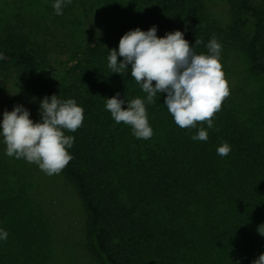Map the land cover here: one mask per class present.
Instances as JSON below:
<instances>
[{
    "label": "trees",
    "instance_id": "1",
    "mask_svg": "<svg viewBox=\"0 0 264 264\" xmlns=\"http://www.w3.org/2000/svg\"><path fill=\"white\" fill-rule=\"evenodd\" d=\"M90 1L89 8L103 7L100 14L86 12L99 21L98 40L76 46L60 78L44 69L26 35L0 37L6 57L0 68L15 71L28 100L39 106L57 94L83 106L81 126L65 130L74 142L60 173L80 197L88 251L97 264H251L264 252L258 231L264 230V0H226V24L212 19L202 0ZM152 25L158 36L180 29L190 45L201 41L197 52H206L214 36L224 73L240 66L241 83L229 86L206 141L191 139L197 128L174 123L164 93L146 103L153 129L146 140L116 124L104 107L117 91L146 97L130 69L111 72L107 56L125 31ZM225 141L231 150L219 156ZM0 183L7 185L4 172ZM1 210L11 212L12 230L0 240V264H48L39 247L19 245L18 219L30 214L23 193L0 190Z\"/></svg>",
    "mask_w": 264,
    "mask_h": 264
},
{
    "label": "clouds",
    "instance_id": "2",
    "mask_svg": "<svg viewBox=\"0 0 264 264\" xmlns=\"http://www.w3.org/2000/svg\"><path fill=\"white\" fill-rule=\"evenodd\" d=\"M70 2L54 0L52 7L57 15H62L63 7ZM200 43L195 40L194 45ZM194 45L189 44L180 29L162 36L157 35L156 25L146 30L137 26L125 31L118 46L109 49L108 67L116 73L130 69L131 77L146 97L128 99L125 94L122 98L118 91L107 97L104 107L114 122L129 125L138 139H149L153 129L146 103H154L157 94L164 93L163 104L174 123L181 128H197L191 139L206 141L208 130L214 127L212 117L229 95V86L222 70V45L217 39L214 36L209 39L206 52H197ZM5 58L0 50V60ZM39 112L40 119L34 121L30 110L20 103L11 110L5 109L0 118V138L6 146L5 155L24 158L52 175L59 173L72 158L68 149L74 136L66 135L65 130L75 132L81 126L84 109L75 98L51 94L40 100ZM197 122L203 123L197 127ZM230 150L226 141L216 148L219 156H226ZM258 231L264 236V230ZM7 236V230L0 228V240H6ZM251 264H264V252Z\"/></svg>",
    "mask_w": 264,
    "mask_h": 264
},
{
    "label": "rangeland",
    "instance_id": "3",
    "mask_svg": "<svg viewBox=\"0 0 264 264\" xmlns=\"http://www.w3.org/2000/svg\"><path fill=\"white\" fill-rule=\"evenodd\" d=\"M76 1L71 0L63 7L62 15H57L52 7L54 0H0V37L26 35L39 52L44 69L50 76L60 78L72 63L70 52L79 44L86 46L98 40L99 21L86 17V12L100 14L103 7L95 4L89 8L90 0ZM202 3L212 19L221 24L230 21L226 0H202ZM237 66L231 68L234 72L225 73L228 86L241 83ZM17 103L30 110L34 121L40 119L39 106L25 97L23 83L15 71L0 68V118L5 109L11 110ZM5 147L0 138V179L4 172L7 183L5 186L0 183V190L23 193L30 209L28 216L18 219L23 224L20 221L15 230L20 247L23 250L39 247L43 255L49 256L48 264H97L86 247L85 216L72 183L60 172L48 175L35 163L5 155ZM13 161H19V166L12 167ZM10 218V211L1 210L0 228L11 231Z\"/></svg>",
    "mask_w": 264,
    "mask_h": 264
}]
</instances>
